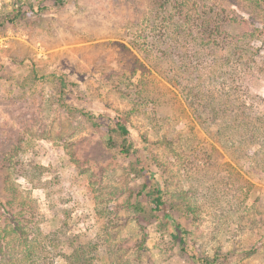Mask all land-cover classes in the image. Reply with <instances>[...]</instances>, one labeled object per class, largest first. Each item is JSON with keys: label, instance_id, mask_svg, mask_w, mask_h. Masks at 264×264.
<instances>
[{"label": "rangeland", "instance_id": "obj_1", "mask_svg": "<svg viewBox=\"0 0 264 264\" xmlns=\"http://www.w3.org/2000/svg\"><path fill=\"white\" fill-rule=\"evenodd\" d=\"M235 1L251 10L248 0ZM179 3L176 11L164 0H65L60 8L52 0H0V231L10 224L5 210L18 217L16 203L27 199L37 210L33 221L58 230L61 241L78 237L92 264H192L143 196L131 160L108 150L79 113L113 118L144 93L147 112L128 127L147 150L164 199L190 208L188 215L173 213L195 254L211 264H264L258 148L241 143L247 154L239 156L223 147L231 123L222 117L229 115L216 119L208 111L211 103L228 109L234 95L237 106H252L264 139V5L237 9L243 21L226 25L216 46L199 31L175 57L167 52L162 59L149 51L156 47L151 23L161 24L169 9L172 26L195 32L199 13L223 0ZM248 27L261 38L246 42ZM244 44L249 54L238 48ZM235 52L253 62L219 67L221 77L212 71L214 58ZM55 77L65 79L68 95ZM14 242L4 245L19 253ZM43 257L44 264H65L54 253Z\"/></svg>", "mask_w": 264, "mask_h": 264}, {"label": "trees", "instance_id": "obj_2", "mask_svg": "<svg viewBox=\"0 0 264 264\" xmlns=\"http://www.w3.org/2000/svg\"><path fill=\"white\" fill-rule=\"evenodd\" d=\"M182 1L188 2L189 0H164V4L167 6L172 4L171 7H175V10L177 11L178 9H181L180 7H183V5L179 3ZM248 1L252 5L251 10H248L244 6H240V4L243 5V1L239 4L235 0H223V3L213 5L212 9L210 7L208 15H205V13H199L200 17H198L196 21L199 25L195 32H192L187 26H183L181 28L176 25L172 26V18L175 16H173L172 12L168 9L166 14L161 18V24L159 23V25H156L151 23L152 27L150 33H153L152 36L156 39V47L149 46V51H153L155 48V53L159 54L162 59L163 55L167 52L170 54L169 57H175L176 49L178 51V48L185 45L186 39L190 41L193 40L188 37V34L194 35L199 31L201 32V38L205 40H209L210 38L213 46H216L220 40L227 36L224 33V27L229 23H239V19H242L241 16H238V13L236 12L237 9L242 10L245 13L246 11L251 13L256 10L259 5H264V0ZM64 2L65 0H52V5L56 8H60ZM43 9H46V7ZM32 11L33 10L29 12L30 15L33 13ZM20 15H23V12L19 10L18 13L14 15V19ZM247 31L249 38H247L246 42L259 40L261 38V35L258 33L259 29L249 30L248 27ZM180 36H184L185 38L183 37L179 41ZM142 37L145 38L146 36ZM133 41L138 42L137 40ZM133 41L132 43H134ZM202 44L203 47L206 46L205 42ZM238 48L243 50L246 54L250 53L249 50L252 51L249 45L245 44L238 45ZM149 51L147 52L149 53ZM196 52L199 54L198 51ZM241 57L242 56L239 55L238 52H235L231 54L230 59L224 58L223 60L220 58H214L212 71L219 73V67L222 68L224 65L226 67L230 62H234L233 64L238 66L241 65L245 68L250 64V62H253L252 60H249L250 62H244ZM219 75V77H221L220 73ZM33 76L36 79H41L35 70H33ZM55 81L57 87L60 89V94L68 95L65 90L67 86L65 79L55 77ZM227 95L228 94H222L220 91L218 97L220 96L221 100H223L224 97L228 99ZM145 96L146 94L143 93L141 94L142 98L138 97L130 99L128 108L122 113H117L113 118H109L104 115H95L89 112V110L87 111L84 109L79 110V113L82 117H85L88 120L90 129L105 139L104 144L108 150L118 149L120 154L131 160V164L134 166L136 174L142 179L141 192L143 193V196L151 205L152 211H156L161 214L163 224L170 230L171 239L178 245L180 251L185 254L188 261L192 264H211L213 261L199 258L195 254L193 248L187 241V229L174 219L173 210L175 208L181 210V213H187V215L190 208L185 206L176 207V204L169 203L164 199L163 186L156 178L155 173L151 170V165L147 162L146 156L143 154V152L147 150H145L141 142H138L137 138H135L136 136H132L129 130L128 124H130V119H132V117L138 118L146 111ZM229 98L230 99L227 102V104H229V108L223 110L215 108L217 105L211 103V101H213L211 98L208 99L207 103H211L210 106H208V111L211 116L216 119H219L217 117H219L218 115L220 113H223L222 116L229 115V117H222L231 123V132L230 134L228 133V135L225 134L224 142L226 144H224L223 147H235L236 154L239 156H245L247 154V151H244L242 148L241 143H244L248 148L253 146L258 148L254 154H258L257 164L260 166L259 176L262 178V173L264 172V162L262 163L264 154L262 156V153H258L264 149V139L262 137L260 138V135L262 134V124L255 123L256 117H253L251 114L252 106H247L248 104L245 105L244 101L237 106L236 104L238 103L236 102L239 100L238 97L234 95L231 97V95H229ZM231 135L235 136L237 139H231ZM248 160L250 161V159ZM5 186L7 189L8 187L11 188L10 184ZM11 190L18 195V190L16 188H11ZM11 200H15V196H13V198L11 197ZM16 206L19 209H17L18 217L10 214L8 210H5V212L9 215L7 219L10 224L8 227H4L5 231H0V247H4L5 249V252L3 251V256L0 258V264H44L45 257L43 256L49 255V252L54 253V255H58L64 260L65 264H92L91 258L85 253L86 250L82 251V248L85 246L80 244L78 237L63 236L64 241H61L58 230H45V228H41L37 222L33 221L36 217L37 210L33 209L31 202L28 203L27 199H22L16 203ZM63 226L65 227L66 225ZM13 240L15 241L14 243L18 244L16 247L20 248L19 253L11 252L5 246L9 244V241L13 242ZM63 245H68L66 247L67 252H63Z\"/></svg>", "mask_w": 264, "mask_h": 264}]
</instances>
